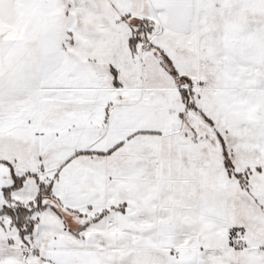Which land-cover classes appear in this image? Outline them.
Returning a JSON list of instances; mask_svg holds the SVG:
<instances>
[{
  "label": "snow or ice",
  "instance_id": "6c2138e0",
  "mask_svg": "<svg viewBox=\"0 0 264 264\" xmlns=\"http://www.w3.org/2000/svg\"><path fill=\"white\" fill-rule=\"evenodd\" d=\"M0 264H264V0H0Z\"/></svg>",
  "mask_w": 264,
  "mask_h": 264
}]
</instances>
